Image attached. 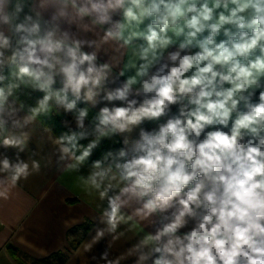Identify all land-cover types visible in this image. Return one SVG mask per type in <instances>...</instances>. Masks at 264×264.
Segmentation results:
<instances>
[{
  "label": "clouds",
  "instance_id": "1",
  "mask_svg": "<svg viewBox=\"0 0 264 264\" xmlns=\"http://www.w3.org/2000/svg\"><path fill=\"white\" fill-rule=\"evenodd\" d=\"M24 90L42 95L20 116ZM103 102L91 120L79 106ZM53 106L75 113L53 141L66 170L122 138L91 161L107 202L92 243L142 225L134 264H264V0H0V147L17 150L0 186L40 170L19 153Z\"/></svg>",
  "mask_w": 264,
  "mask_h": 264
},
{
  "label": "crops",
  "instance_id": "2",
  "mask_svg": "<svg viewBox=\"0 0 264 264\" xmlns=\"http://www.w3.org/2000/svg\"><path fill=\"white\" fill-rule=\"evenodd\" d=\"M87 38L97 39L102 60L110 58L114 64L119 62L114 45L103 44L96 28L88 31ZM59 86L58 82L56 87ZM114 103L119 106L121 102ZM105 104L87 106L97 113ZM19 115L29 113L23 110ZM156 126L155 122L144 125L148 130ZM24 131L27 138L19 157L29 163L30 169L32 161H38L40 170L14 186L10 180L5 185L7 198L0 197V264H104L100 255L105 250L109 259L118 264H134L136 257L128 254L129 249L152 229L122 224L116 234L106 232L102 239L92 243L96 229L106 227L100 217L107 202L87 183L91 164L83 163L67 170L63 163L58 164L57 145L53 142L58 137L38 117ZM132 135L135 138L137 133ZM118 139L122 147V138ZM3 155L15 162L17 150L0 147V158ZM4 175L0 174V178ZM5 186H0V191ZM85 244L92 245L90 250H85Z\"/></svg>",
  "mask_w": 264,
  "mask_h": 264
},
{
  "label": "trees",
  "instance_id": "3",
  "mask_svg": "<svg viewBox=\"0 0 264 264\" xmlns=\"http://www.w3.org/2000/svg\"><path fill=\"white\" fill-rule=\"evenodd\" d=\"M29 90H24L20 93L18 97H13V99H17L19 104L24 105V110L28 112L27 105H34L37 97L41 96L42 93L32 92L31 95L28 94ZM80 107H86L89 111V120L96 115L94 111H92L87 105L81 103ZM29 113V112H28ZM40 118L44 124V126L51 130L57 137L64 134L67 129L62 125L61 121L68 120L70 122V127H75V113L65 114L62 109H58L53 106L51 112L47 115L37 116ZM82 144H87L88 141H82ZM121 147L120 141L118 137H113L112 139H104L100 144V147L94 150L92 156L88 161H85V164H91L92 160L100 159L102 154L108 149H118Z\"/></svg>",
  "mask_w": 264,
  "mask_h": 264
}]
</instances>
